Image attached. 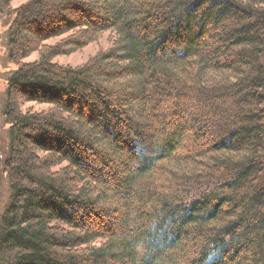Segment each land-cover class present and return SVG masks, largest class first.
<instances>
[{
	"label": "trees",
	"instance_id": "trees-1",
	"mask_svg": "<svg viewBox=\"0 0 264 264\" xmlns=\"http://www.w3.org/2000/svg\"><path fill=\"white\" fill-rule=\"evenodd\" d=\"M12 1L0 264H264V0Z\"/></svg>",
	"mask_w": 264,
	"mask_h": 264
},
{
	"label": "rangeland",
	"instance_id": "rangeland-1",
	"mask_svg": "<svg viewBox=\"0 0 264 264\" xmlns=\"http://www.w3.org/2000/svg\"><path fill=\"white\" fill-rule=\"evenodd\" d=\"M26 0H13L11 6L17 7L19 4ZM14 9V8H13ZM13 9L10 13H0V160L3 162L7 156L8 146V126L5 117V101H6V81L7 77L18 68V64L12 62L8 58V45H7V29L11 19L14 17ZM58 38L49 39L47 43H53ZM108 45L107 35L100 36L97 40L91 42L85 47L76 50L69 54L59 55L53 58V61L58 64L79 65L84 63L88 58L93 56L99 49H102ZM38 58V52H33L29 56L25 57L22 61L29 62ZM47 104H39L36 102H25L22 104L23 110H40L45 108ZM9 189L8 180L5 172L3 171V165L0 164V212L4 210L5 205L8 202ZM79 214V213H78ZM82 216L81 214H79Z\"/></svg>",
	"mask_w": 264,
	"mask_h": 264
}]
</instances>
